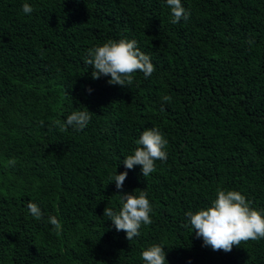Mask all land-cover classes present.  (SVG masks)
I'll use <instances>...</instances> for the list:
<instances>
[{
  "label": "trees",
  "instance_id": "16d2710c",
  "mask_svg": "<svg viewBox=\"0 0 264 264\" xmlns=\"http://www.w3.org/2000/svg\"><path fill=\"white\" fill-rule=\"evenodd\" d=\"M181 3L189 18L173 24L166 0H0V264H145L154 244L166 264H264V239L213 251L185 215L221 188L264 216V0ZM121 39L155 71L93 79L88 51ZM84 108L83 131L57 124ZM153 128L167 160L144 177L122 161ZM140 190L152 223L128 241L103 212Z\"/></svg>",
  "mask_w": 264,
  "mask_h": 264
},
{
  "label": "clouds",
  "instance_id": "9594fccd",
  "mask_svg": "<svg viewBox=\"0 0 264 264\" xmlns=\"http://www.w3.org/2000/svg\"><path fill=\"white\" fill-rule=\"evenodd\" d=\"M166 4L170 8L173 24L189 18L190 14L183 7L181 0H166ZM22 12L26 15L31 14L33 8L28 3H24ZM247 43L251 46L254 40L250 39ZM85 63L91 66L93 79H99L101 76L110 77L108 83L120 87L130 86L133 83V74L136 72L143 73L144 77L148 78L155 71L150 56L139 50L136 40H110L102 46L93 47L88 51V59ZM164 99L167 101L170 98ZM92 115L86 109L74 111L63 123L57 121V124L64 131L68 128H72L73 131H83ZM137 144L140 147L124 158L122 163L129 170L134 166H140L142 175L147 177L156 171L157 160L161 162L167 160V153L164 150L167 141L157 129L153 128L145 129ZM10 164H14V161ZM126 177L127 172L119 175L115 173L113 182L117 190L122 189ZM147 195L145 190H140L139 195L122 193L119 194L121 207L118 212L107 207L104 209L103 215L110 218L118 232L123 231L126 234L128 241L140 235L142 225L148 226L152 223L150 217L152 207ZM250 204L251 202L238 191L217 188L216 198L210 206L198 210L195 214L189 211L185 215L192 231L195 230L196 237L203 240V246H208L213 251L222 250L227 253L234 246L238 247L241 242L264 239V216L252 209ZM27 208L32 217L37 220L42 218L43 213L38 205L29 202ZM49 223L57 231L62 228L55 216L49 217ZM188 226L184 225V227ZM141 257L145 264H166V253L158 244L142 251Z\"/></svg>",
  "mask_w": 264,
  "mask_h": 264
}]
</instances>
